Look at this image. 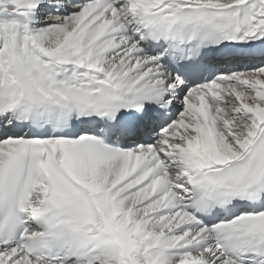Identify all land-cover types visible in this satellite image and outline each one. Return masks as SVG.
Returning <instances> with one entry per match:
<instances>
[{"label": "snow or ice", "instance_id": "6c2138e0", "mask_svg": "<svg viewBox=\"0 0 264 264\" xmlns=\"http://www.w3.org/2000/svg\"><path fill=\"white\" fill-rule=\"evenodd\" d=\"M0 264H264V0H0Z\"/></svg>", "mask_w": 264, "mask_h": 264}]
</instances>
